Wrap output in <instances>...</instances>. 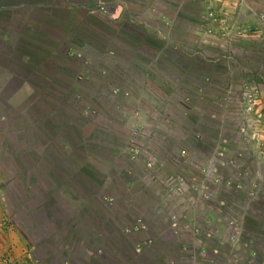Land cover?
Masks as SVG:
<instances>
[{
    "label": "rangeland",
    "instance_id": "374dc122",
    "mask_svg": "<svg viewBox=\"0 0 264 264\" xmlns=\"http://www.w3.org/2000/svg\"><path fill=\"white\" fill-rule=\"evenodd\" d=\"M60 1L0 0V62L30 54L53 108L0 88L3 218L32 264H264V0Z\"/></svg>",
    "mask_w": 264,
    "mask_h": 264
},
{
    "label": "trees",
    "instance_id": "16d2710c",
    "mask_svg": "<svg viewBox=\"0 0 264 264\" xmlns=\"http://www.w3.org/2000/svg\"><path fill=\"white\" fill-rule=\"evenodd\" d=\"M27 1H29V0H27ZM24 4H25V6H22V7L18 8V10L5 11L8 14V18H9L8 23L9 22L11 23V27L9 26L11 29L19 27L20 24H18L16 22L17 20H20L18 15L21 16V17L22 16H26L25 13L30 11V9H31L30 4L28 2H25ZM22 11H25V12H22ZM0 15H3V11H1ZM20 30H21V28H20ZM23 31H24V29L22 28V30L20 31V34H22V37L26 38V39H24V40L21 39L20 40V42H19L20 48H18V49H21V48L24 49V47H27L26 45H28L27 42L30 41V39H28V37H27V35H28L27 33L28 32H26V33L24 32L23 33ZM0 47L1 48H6V47L7 48L8 47L11 48V44L8 41L7 42L3 41L1 36H0ZM27 52H29V51H27ZM26 55H24V53H23V54H20V57H19V55L16 56L15 53H11V56L8 55L9 57L7 58V60L4 61L5 63L0 62V65H2L5 68H7L10 72H12L14 74V76H18L20 78V80H22V81L23 80L24 81L27 80L31 84V86L33 88V95L27 100V102H26L27 106L36 105V110H37V108H39L41 106V107H44L45 109H50V111L48 113L52 114V111H53L52 109L53 108L50 106V103H47L48 102V100L46 98L47 97V93L46 92L43 93L42 89L40 88L41 84H40V82H38V79L31 77L30 73L25 71L26 68L28 69L30 67L29 66V62H30V64L31 63L32 64H36L38 62L32 61L31 58H30V60L28 59V61L24 62L22 60L24 56L27 57V58L32 57V56H30V54L28 55V53H26ZM48 59H49V61H46L47 64L48 65H56L55 69L57 70L56 73L54 74V77H56L57 80L54 83H52V87H55V90H50V91L52 92L53 96H55L54 97L55 100H56V97H57L56 103L59 104L60 111L63 112V104L65 103V105H66V102H70V101L65 100L66 99L65 98V94L71 88V83H70V81L68 79H67L66 82L64 81V80H66V78L64 77L65 72L63 71V67L61 66L60 62H58L57 60L53 61V59H54L53 57L52 58H48ZM49 80H51V79L49 78ZM0 98H3V97L0 96ZM60 99H61V101H60ZM9 110H11V109H9ZM19 110L21 111V109H19ZM17 119H19V118H17ZM73 126L77 127V124L74 123ZM74 127H73V129H74ZM40 129H42V127H40ZM67 139L70 141L71 137L69 136V137H67ZM74 146L76 147L77 143ZM33 166H34V160H33ZM52 176H51V178L48 179L47 185L48 184L55 185V182H54L55 181L54 180L55 176H53V177ZM62 179H65V180L59 181L56 184H60V182H64V181L68 182V179L66 177H63ZM32 194H34V193H31V195ZM57 200H59V199H57Z\"/></svg>",
    "mask_w": 264,
    "mask_h": 264
},
{
    "label": "crops",
    "instance_id": "0c3cea01",
    "mask_svg": "<svg viewBox=\"0 0 264 264\" xmlns=\"http://www.w3.org/2000/svg\"><path fill=\"white\" fill-rule=\"evenodd\" d=\"M59 3L64 4L65 2L62 0ZM223 21V20H222ZM221 20L217 23L221 27L225 25V22L223 24L220 23ZM209 24V22H207ZM210 25V24H209ZM7 31L2 32L1 36L5 39H7L8 36H6ZM11 36V35H10ZM11 38V37H9ZM2 39V40H4ZM8 40V39H7ZM10 41V40H9ZM19 41V38H18ZM11 42V41H10ZM2 68V67H0ZM5 70V69H4ZM5 79L0 86L2 88L4 84L9 81L10 79L15 80V76L9 71L5 70ZM20 80V78L18 77ZM17 86L15 89L17 90L15 94H17L20 90L26 88L25 92L23 93V96L20 98L21 100H18L17 103L14 104H21L20 102H24L22 98H25V95L28 94V87L26 86V82L23 80L17 82ZM30 94V93H29ZM10 95V94H9ZM12 95V94H11ZM13 97V96H12ZM10 97V100H12ZM9 101V100H8ZM2 197L0 194V253H6L11 261L12 264H32L30 259V244L23 238L21 231L19 228L13 227V225L7 223L4 221V215H3V206L1 204Z\"/></svg>",
    "mask_w": 264,
    "mask_h": 264
},
{
    "label": "built area",
    "instance_id": "2783aa9c",
    "mask_svg": "<svg viewBox=\"0 0 264 264\" xmlns=\"http://www.w3.org/2000/svg\"><path fill=\"white\" fill-rule=\"evenodd\" d=\"M244 99L246 102L250 101L249 97H247V98L245 97ZM10 263H11L10 259L6 260L3 255H0V264H10Z\"/></svg>",
    "mask_w": 264,
    "mask_h": 264
}]
</instances>
